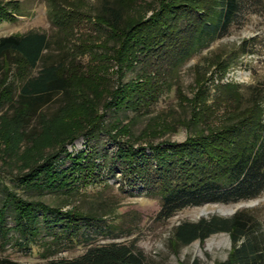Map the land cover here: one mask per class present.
Returning a JSON list of instances; mask_svg holds the SVG:
<instances>
[{"label":"trees","instance_id":"1","mask_svg":"<svg viewBox=\"0 0 264 264\" xmlns=\"http://www.w3.org/2000/svg\"><path fill=\"white\" fill-rule=\"evenodd\" d=\"M134 1L105 0L94 14L114 38L110 59L118 62L120 73L115 86L106 83L108 69L104 60L87 64L85 70L74 63L43 60L50 46L48 34L43 30L30 29L0 36V76L7 73L13 61L19 68L21 83L10 102L20 122H26L35 114L43 116L39 109L57 93L62 94L63 100L51 118L74 106L82 108V117L70 124L72 132L58 139V146L36 160L20 176V181L38 190L71 192L78 181L87 184L95 180L100 164L105 163L113 171L118 165L124 175L139 181L147 191L158 196L157 215L161 218H168L188 205L238 201L261 194L264 191L263 97L253 96L243 104L238 86L220 82L211 103L205 78L199 76L195 94L186 98L191 112L188 118L181 119L187 128L182 140L166 137L154 141L149 138L151 133H159L154 122L136 134L130 123H123L117 117L106 121L97 107L101 103L104 110L112 108L118 112L137 110L155 101L163 88L159 76L166 73L167 67L159 72L141 70L123 80L126 69L142 61L174 66L224 35L247 7L263 9L264 0H160L157 7L150 4L143 12H131ZM149 10L151 12L146 14ZM7 14L6 8L0 5V16ZM246 42L248 40L243 39L240 43V53L251 51L252 47ZM40 61L41 66L32 74L30 70ZM251 91L255 93V89ZM4 95V99L10 97ZM220 109L222 113L218 114ZM103 130H108V135L116 141V148L109 154L104 153L100 161L96 160L95 149L87 147L73 153L65 147L81 134L90 140ZM138 141L144 144L136 143ZM61 153L71 162L57 168L54 159ZM41 156L39 153L38 157ZM5 197L0 205V229L19 230L20 243L32 240L39 228V211L48 225L62 221L63 226L71 229V239L77 236L78 220L90 223L96 217L92 211L82 209L62 211L60 206L41 199L23 198L11 190L6 191ZM48 212L52 218L48 217ZM8 213L13 221L11 225H6ZM258 224L245 210H237L230 216L212 214L179 221L173 228L172 238L183 245L196 238L203 240L213 232L227 231L232 245L222 264H264V234ZM144 261L143 251L134 242L116 240L91 244L77 255L46 262L23 263L0 255V264H144Z\"/></svg>","mask_w":264,"mask_h":264},{"label":"rangeland","instance_id":"2","mask_svg":"<svg viewBox=\"0 0 264 264\" xmlns=\"http://www.w3.org/2000/svg\"><path fill=\"white\" fill-rule=\"evenodd\" d=\"M159 1L135 0L130 11L143 12L147 5L157 7ZM104 2L0 0V5L8 13L0 16V36L30 29L43 30L50 40L46 51L48 54L43 60H60L66 65L74 63L80 70H85L89 63L104 60L108 69L105 72L106 83L115 86L120 73L117 71L118 62L110 59L114 38L108 27L94 15ZM243 39L248 40L246 44L252 47L251 51L240 53L239 45ZM40 64L41 61L30 72L36 73ZM17 67L14 61L11 62L7 73L0 76V205L6 199V191L11 190L23 198L41 199L50 205L60 206L62 211L82 209L92 211L96 217L90 223L78 220L77 236L71 239V229L63 226L62 221L48 225L39 211V228L28 243H20L22 237L19 230L0 229V255L23 263L46 262L52 258L77 255L91 244L116 240L134 242L145 255L144 264H222L232 245L227 231L213 232L203 240L196 238L181 245L173 241L174 226L184 219L197 220L212 214L230 216L237 210H245L256 218L259 231L264 234V191L256 197L238 201L184 206L168 218H161L157 215L160 205L158 196L147 191L139 181L124 175L118 165L113 171L105 163L100 164L95 180L87 184L78 181L71 192L61 189L38 190L22 184L20 176L36 160L53 151L58 146V139L72 132L70 124L82 117V108L74 106L51 118L63 100L62 94L57 93L39 109L43 116L35 114L26 122H20L10 102L16 97L21 83ZM164 68L166 73L159 76L163 88L155 101L137 110L118 112L112 108L104 110L99 103L97 111L103 112L106 121L117 117L123 123H130L136 134L148 123L154 122L155 127L159 128V133H151L149 137L154 141L166 137L182 140L187 135V128L181 119L188 118L191 112L186 98L195 94L199 76L205 78L204 83L209 89L208 102L212 103L213 95L218 93L216 85L220 82L238 86L243 104L253 96L263 97L264 100V8L252 10L247 7L224 35L192 52L174 66L165 62L147 64L142 61L134 68L126 69L122 79L126 80L141 70L159 72ZM252 89H255L254 94ZM4 90H8L4 94H9V98L4 99ZM217 113L221 114V109ZM108 134V130H103L90 140L81 134L66 143L65 147L73 153L87 147L95 149L96 160L100 161L104 153L109 154L116 148V141ZM136 143L144 144L143 141ZM39 153H42L41 157H38ZM70 162L64 153L54 159L57 168L66 167ZM48 215L49 218L53 217L50 212ZM6 220V225L13 223L10 213Z\"/></svg>","mask_w":264,"mask_h":264}]
</instances>
